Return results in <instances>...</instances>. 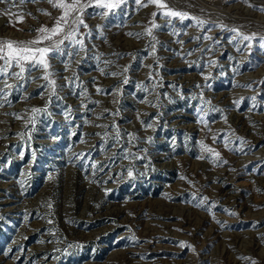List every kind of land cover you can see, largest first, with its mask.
<instances>
[{"label": "rangeland", "instance_id": "374dc122", "mask_svg": "<svg viewBox=\"0 0 264 264\" xmlns=\"http://www.w3.org/2000/svg\"><path fill=\"white\" fill-rule=\"evenodd\" d=\"M80 2L55 94L0 78V264H264V0ZM62 11L4 0L0 40Z\"/></svg>", "mask_w": 264, "mask_h": 264}, {"label": "snow or ice", "instance_id": "6c2138e0", "mask_svg": "<svg viewBox=\"0 0 264 264\" xmlns=\"http://www.w3.org/2000/svg\"><path fill=\"white\" fill-rule=\"evenodd\" d=\"M4 2V0H0ZM25 0H20V3H24ZM35 2V0H33ZM126 0H87V6L96 7L103 9L101 15H108L111 12L119 9ZM247 2V0H246ZM49 3L55 8L62 9V15L56 19L55 25L52 28L41 27L36 31L39 35L28 41H19V40H0V78H15L21 80L25 78V73L30 71L32 68H42L45 70L43 79L48 81V86L52 89V93L55 94L56 83L55 80H51L50 76L52 73L47 70L50 68L49 59L55 55H69L73 53H65L62 46L65 45V42H68L69 46L80 45L81 48L84 47L83 41L77 38L79 28L81 26L87 27L82 18L83 12L85 9V4L81 3L80 0H72L71 3H66L65 0H49ZM135 3L140 7H147L149 4L155 5L158 9H167L161 11L159 14L163 15L166 18H176L179 17L183 19H191L188 17L187 13H183L177 10L168 9L166 3H163L162 0H135ZM264 11V8L260 9ZM45 14H48L45 12ZM157 13H153V16ZM22 22V17H21ZM201 20H197V24H203ZM152 27H157L153 24ZM235 33V36L232 37V40L236 43L247 42L248 46L251 45L252 41L261 42L264 46V37H257L256 34H243L240 33L237 29H231ZM147 34L151 35V29L147 30ZM139 35V34H138ZM59 36V39H54ZM49 42L45 44V42ZM43 45V46H42ZM13 68H18L19 71H12ZM115 75V73H113ZM127 83V81H124ZM5 87H11L7 84L5 79ZM97 91H101L97 89ZM33 111H39L38 109H33ZM151 127V125H147ZM209 152L213 150L211 148L207 149ZM216 156H219V153H215ZM129 176H132V172H128ZM183 178V177H182ZM181 246L184 247V243L181 242ZM255 264V262H253Z\"/></svg>", "mask_w": 264, "mask_h": 264}]
</instances>
